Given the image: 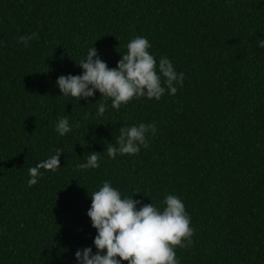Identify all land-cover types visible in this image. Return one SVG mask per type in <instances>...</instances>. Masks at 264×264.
<instances>
[{"label":"trees","instance_id":"obj_1","mask_svg":"<svg viewBox=\"0 0 264 264\" xmlns=\"http://www.w3.org/2000/svg\"><path fill=\"white\" fill-rule=\"evenodd\" d=\"M32 33L39 39L19 42ZM137 36L157 64L167 56L184 74L175 95L116 110L98 91L61 94L58 77L81 75L89 49L113 68ZM261 40L264 0H0V264H78L77 250L95 253L87 212L106 180L142 204L184 202L194 235L176 249L179 264H264ZM64 117L72 130L61 136ZM140 123L155 124L149 147L109 157L120 128ZM57 149L61 166L28 186L29 169ZM92 151L100 166L77 168Z\"/></svg>","mask_w":264,"mask_h":264},{"label":"clouds","instance_id":"obj_2","mask_svg":"<svg viewBox=\"0 0 264 264\" xmlns=\"http://www.w3.org/2000/svg\"><path fill=\"white\" fill-rule=\"evenodd\" d=\"M33 39H39L37 33L20 36L19 42L26 45ZM264 48V40L258 45ZM151 44L146 37L137 36L127 44V51L117 66L110 68L97 55L94 46L88 50L86 59L77 63L83 69L81 75H61L56 83L65 97L76 100L87 99L95 95L111 99L112 107L119 110L121 105L133 99L146 97L159 100L166 89L170 94L177 92L176 85H183L184 74L174 70L172 61L163 56L157 64L156 58L149 52ZM107 105H99L98 114L103 115ZM76 127H79L77 122ZM72 130L69 120L64 117L56 124V131L63 136ZM155 133V124L122 126L115 144H107L106 153L115 158L117 154L135 155L149 147L146 134ZM39 162L29 169L28 186L37 184L43 173L57 170L60 165V153ZM98 151L90 152L85 163L77 165L79 169H95L100 166ZM137 193V192H134ZM133 193V194H134ZM131 197H122L121 192L104 181L99 190L91 196V207L87 215L92 227L97 230L94 238L96 252L91 247L77 250L78 264H179L177 248L190 246L194 229L191 217L184 202L176 195L169 194L163 200V207L142 204ZM141 205L137 208V205Z\"/></svg>","mask_w":264,"mask_h":264}]
</instances>
